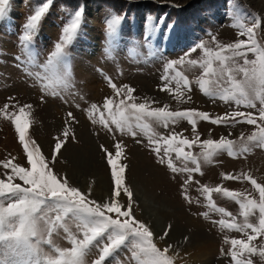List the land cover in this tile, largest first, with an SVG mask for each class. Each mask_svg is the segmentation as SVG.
Instances as JSON below:
<instances>
[{
	"label": "snow or ice",
	"instance_id": "obj_1",
	"mask_svg": "<svg viewBox=\"0 0 264 264\" xmlns=\"http://www.w3.org/2000/svg\"><path fill=\"white\" fill-rule=\"evenodd\" d=\"M52 3L53 0H44L27 17L19 36L27 59L15 57L24 72L38 83L43 93L41 103L45 102V96L59 97L73 86L68 48L78 34L83 16L82 10L74 12L53 50L40 63L33 48L34 39ZM10 4L11 0H0V21L8 17ZM233 18L236 21L233 26L243 28L240 35L246 38L222 44L213 36L214 47L200 41L183 57L167 62L166 72L171 71L161 77L163 83L160 90L172 95L177 103H187L191 100L188 93L195 83L205 96L234 103L237 110L213 116L196 108L171 110L168 104L152 107L158 102L147 98L144 102H137L132 86L117 85L111 77H105L115 96L105 97L102 105L92 103L84 111L91 123L100 125L113 137L117 133L132 138L144 134L157 162L174 175L186 177L180 186L186 202L200 203V199L194 200L188 191L190 185L195 183L199 195L206 201L205 207L210 210L201 213L205 219H210V212L219 214L221 218L213 220L214 224L221 229L247 234V239H230L232 247L229 255L234 264H254L253 255L264 258V245L252 244V241L264 237V184L258 183L249 172L221 174L226 181L250 182L259 193L257 200L222 184L213 187L194 179V174L203 175V165L214 163L220 153L239 158L254 148L264 149V43L256 39V29L264 26V20L254 14L241 13L238 9L233 12ZM121 20V16L114 15L106 21L110 45L106 51L109 55L111 38ZM165 26L170 30L175 27L166 24L165 17L153 19V23L148 25L147 36L152 37ZM197 50L204 53L201 60L185 59ZM249 54L253 58H249ZM187 68L201 69L200 76L193 81L182 70ZM173 82L175 87L172 86ZM8 99L11 103L6 102L0 107V117L14 126L29 166L15 163V157L0 161V167L6 170L0 178V264H89L88 257L93 249L97 257L90 264H108L122 249H130L129 260L134 264H175L176 257L168 254L172 245L161 249L149 225L135 215L137 201L132 186L127 183L128 165L121 159L126 146L122 141H115L114 151L103 144L99 146L110 168L113 183L107 198L97 201L91 198L92 187L84 191L72 184L67 174L60 175L50 166L58 161L67 143L76 139L73 125L78 121L74 113H67L61 134L54 138L49 159L29 135L33 105L12 102V97ZM257 103L258 116L252 111L238 110L240 106L256 109ZM181 120L192 126V139L175 131L167 135L157 131V128L168 129ZM198 121L218 126L246 123L254 126L255 130L247 136L241 133L237 140L225 136L200 139L196 127ZM140 142L137 140V143ZM196 146H199V152L190 150ZM178 160L183 164L178 165ZM214 193L237 203L242 221L225 207L219 206ZM124 198L126 202H123ZM171 229L172 225L169 224L160 239H166ZM58 237H62L70 246L61 247L57 243ZM188 239L185 237L186 241ZM45 246L48 251H45Z\"/></svg>",
	"mask_w": 264,
	"mask_h": 264
},
{
	"label": "rangeland",
	"instance_id": "obj_2",
	"mask_svg": "<svg viewBox=\"0 0 264 264\" xmlns=\"http://www.w3.org/2000/svg\"><path fill=\"white\" fill-rule=\"evenodd\" d=\"M42 2L44 0H11L8 17L0 21V107L6 102L11 103L9 97L14 98L12 102H19L21 105H33L29 135L49 159L52 156L54 138L61 134L67 113L69 111L74 113L78 121L73 125L76 139L70 140L58 161L50 165L56 173L67 174L74 185L76 180L71 174L82 171L88 181V187L94 189L96 185L93 183V174L100 172L106 179L109 194L113 182L110 168L99 146L103 144L114 151L115 141H122L126 146L121 159L128 165L127 183L132 186L134 192L139 187L143 188L147 196L172 210L167 214L162 213L165 221H168L167 226L172 225L171 233L164 240L160 239L162 234L157 236L154 234L157 245L161 249L172 245L168 254L176 257L175 264H234L229 255V249L232 247L230 239H247V234L221 229L212 222L221 218L219 214L210 212V219H205L201 213L210 210L205 207L206 201L199 195L198 185L195 183L190 185L188 191L194 200L199 198L200 203L186 202L181 195L180 187L186 177L181 174L174 175L157 162L144 134L132 138L117 133L113 137L100 125L91 123L84 109L92 103L102 105L105 97L115 96L105 79L111 77L117 85L132 86L137 102H144L146 98L158 102L152 104V107L168 104L171 110L196 108L213 116L237 110L234 103H225L218 98L205 96L195 83L188 93L191 100L187 103H177L172 95L160 90L163 83L161 77L171 71L166 72L165 69L168 61L183 57L202 40L214 47L211 39L213 36L222 44L246 38L240 35L244 31L243 28L233 26L236 23L233 12L238 9L241 13L249 16L254 14L264 20V0H53L34 39L33 48L37 53L38 62L42 63L53 50L55 42L60 39L63 28L70 23L74 12L82 10L83 16L78 34L68 48L73 86L59 97L45 96V102L41 103L40 96L43 93L38 83L24 72L21 63L15 57L27 59L22 51L19 36L27 17ZM114 15L121 16L122 20L111 38L109 55L106 51L110 46L106 21ZM159 17H165L166 24L175 27L173 30L166 26L162 27L149 38L148 25ZM256 39L264 43V26L256 29ZM203 57L204 53L197 50L185 59L201 60ZM249 58H253L251 54ZM182 70L193 81L201 74L199 68ZM172 86L175 87V82ZM238 110L252 111L258 116L259 103L256 109L240 106ZM196 127L200 139H219L225 136L237 140L241 133L247 136L255 130L254 126L246 123L218 126L207 121H198ZM157 131L165 135L175 131L189 139L194 136L192 126L184 120L178 121L174 126L170 125L168 129L157 128ZM137 140L141 142L137 143ZM190 150L199 152L200 148L196 146ZM75 154L86 159V165L73 163L71 160L75 158L72 155ZM12 157L16 158L15 163L29 166L14 126L0 117V161ZM176 162L178 165L183 164V161ZM5 171L0 167V178ZM202 172L203 175L194 174V179L200 184L213 187L222 184L258 200L259 193L250 182L226 181L222 179L221 174L249 172L258 183L264 184V149L254 148L239 158L220 153L215 157L214 163L203 165ZM92 197L97 200L93 193ZM213 197L219 206L225 207L242 221L237 203L215 193ZM134 198L137 201L135 215L143 220L138 216L143 207L140 206L135 193ZM123 202H126V198ZM173 237L176 243L169 240ZM185 237L189 239L186 241ZM57 243L61 247L70 246L62 237L57 238ZM252 244L264 245V237L252 241ZM45 251H48L47 246ZM129 251L130 249H122L108 261V264H134L129 260ZM96 257L97 252L93 249L88 257L89 264ZM251 258L254 264H264V258L259 255H253Z\"/></svg>",
	"mask_w": 264,
	"mask_h": 264
},
{
	"label": "bare ground",
	"instance_id": "obj_3",
	"mask_svg": "<svg viewBox=\"0 0 264 264\" xmlns=\"http://www.w3.org/2000/svg\"><path fill=\"white\" fill-rule=\"evenodd\" d=\"M84 137L86 138L85 135H84ZM91 148L93 149L94 147L91 146ZM72 156L75 158V159L71 160L73 163L75 162V163H77V165H80V164L81 165H86V162H85L86 159L82 158L81 155L79 156V155L75 154V155H72ZM78 167H77V170H78ZM93 169L95 171L94 166H93ZM83 174L84 173L82 171H79V173H73V175L71 174V176H72V178H74L76 180L75 181L76 182L75 186H78L82 190L87 191L89 189L88 181L83 176ZM92 178L94 179L93 181H94V184L96 185L94 187L93 191H92L94 198H96L98 201L106 199L107 196H108V194H107L108 191H107V188H106V181H105L106 179H105L104 175L100 174V172H95L93 174ZM145 192H144V189L140 188V187L135 189L134 193H135L136 199L139 201L140 206L143 207V211L142 212H138L139 215H138V213H137V215L140 218H142L145 221L146 224L149 225V227L154 232V234H156V236L158 234H163L164 230L166 229L168 221L167 222L165 221L166 219L164 218L162 213H166L167 214V213L172 212V210L167 205H165L163 203H160V202L154 200L153 198L147 196L146 195L147 193H145ZM174 234H176V233H173V235ZM176 236H178V235H176ZM173 238H171L169 240H172V241L175 242V238L174 239Z\"/></svg>",
	"mask_w": 264,
	"mask_h": 264
}]
</instances>
